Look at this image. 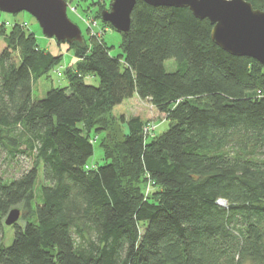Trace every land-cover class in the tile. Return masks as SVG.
<instances>
[{
  "label": "trees",
  "instance_id": "trees-1",
  "mask_svg": "<svg viewBox=\"0 0 264 264\" xmlns=\"http://www.w3.org/2000/svg\"><path fill=\"white\" fill-rule=\"evenodd\" d=\"M133 7L120 55L103 40L66 44L77 59L67 86L37 100L61 55L1 22L0 167L31 166L17 177L0 168V264H264V67L219 48L187 9ZM92 76L97 86L84 82ZM136 97L168 130L145 135L139 116L121 118L118 145L101 144L103 164H88L93 133ZM15 207L24 225L10 226L5 247Z\"/></svg>",
  "mask_w": 264,
  "mask_h": 264
},
{
  "label": "water",
  "instance_id": "water-1",
  "mask_svg": "<svg viewBox=\"0 0 264 264\" xmlns=\"http://www.w3.org/2000/svg\"><path fill=\"white\" fill-rule=\"evenodd\" d=\"M137 1L151 7L183 8L212 26L211 39L233 57L251 58L264 67V12L246 0H113L100 20L120 34L128 33L130 15ZM264 1V0H263ZM65 0H0V12H26L35 18L42 34L57 43L82 42L80 29L67 16ZM21 213L11 209L4 225H17Z\"/></svg>",
  "mask_w": 264,
  "mask_h": 264
},
{
  "label": "rangeland",
  "instance_id": "rangeland-1",
  "mask_svg": "<svg viewBox=\"0 0 264 264\" xmlns=\"http://www.w3.org/2000/svg\"><path fill=\"white\" fill-rule=\"evenodd\" d=\"M113 0H74L67 2V16L70 21H72L80 29L84 41L89 44L91 40H103L106 46L109 48L108 53L110 56H118L121 54L120 45L122 43L120 34L109 28L108 25L102 24L100 20V11L107 10L109 11L110 4ZM5 23L7 30H9L14 23L20 24V28L24 29L35 35L36 42L39 48L43 51L49 52L53 56L61 55V61L57 68L51 71L48 74L47 78L40 79L36 85L33 87V99H42L45 97L46 93L50 88H59L67 86V78L65 77V71L74 68L77 59L73 55L72 50H68V46L63 43L56 44L54 39H49L45 37L39 24L36 22L30 14L23 12L18 14H6L0 12V24ZM3 39H0V53L4 48ZM176 67L175 61L169 60L165 62V69L167 72L174 71ZM56 71L62 73L61 76H56ZM84 82L90 86H97L98 79L94 76L86 77ZM140 117L144 123L147 125L153 126L152 135L160 136L166 130H168L169 122L165 119L162 114H159L158 111L152 107L148 102H143L139 99H128L124 104L116 106L115 109L109 112V115L106 118V122L102 127V131L105 133L99 137L93 133L92 141L93 146V157L89 160L88 164L93 163L94 165L103 164V153L101 152V144H110L117 146L118 141L122 138L126 132L124 125L121 123V118L127 120L130 117ZM95 134V135H94ZM102 142V143H101ZM114 156L118 159L120 157L119 149L117 148L113 151ZM118 156V157H117ZM21 170L29 169L31 166L30 159L20 158L18 159ZM17 161V162H18ZM15 163L9 165V167H0L1 169L5 168L6 171L13 175L14 177L19 176L21 172L20 168L14 166ZM14 168L16 170H14ZM4 170V169H3ZM19 170V171H18ZM16 171V173L14 172ZM39 178H41V173ZM142 192L144 195L152 194L155 190V186L148 181V179L143 178L142 182ZM21 213L19 220L17 221V226H23V221L21 219L23 213L21 207H15ZM6 219V218H5ZM2 239V246L8 247L11 245V242L14 238V231L12 227L5 228Z\"/></svg>",
  "mask_w": 264,
  "mask_h": 264
},
{
  "label": "built area",
  "instance_id": "built-area-1",
  "mask_svg": "<svg viewBox=\"0 0 264 264\" xmlns=\"http://www.w3.org/2000/svg\"><path fill=\"white\" fill-rule=\"evenodd\" d=\"M57 76H59V75H57ZM152 128H153V126H151V125H150V126H149V125L144 126V127H143V129H144V130H143V133H144L145 135H151V136H152V134H151V133H152V132H151V131H152ZM218 204L223 205V206L225 205V204L223 203V201H221V200H220V202H219Z\"/></svg>",
  "mask_w": 264,
  "mask_h": 264
},
{
  "label": "crops",
  "instance_id": "crops-1",
  "mask_svg": "<svg viewBox=\"0 0 264 264\" xmlns=\"http://www.w3.org/2000/svg\"><path fill=\"white\" fill-rule=\"evenodd\" d=\"M137 98V97H136ZM136 98H133V99H136ZM137 99H139V98H137ZM140 100V99H139ZM124 104V103H123Z\"/></svg>",
  "mask_w": 264,
  "mask_h": 264
}]
</instances>
